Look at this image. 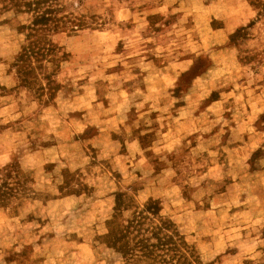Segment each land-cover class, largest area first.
Here are the masks:
<instances>
[{"label":"rangeland","instance_id":"374dc122","mask_svg":"<svg viewBox=\"0 0 264 264\" xmlns=\"http://www.w3.org/2000/svg\"><path fill=\"white\" fill-rule=\"evenodd\" d=\"M0 264H264V0H0Z\"/></svg>","mask_w":264,"mask_h":264}]
</instances>
